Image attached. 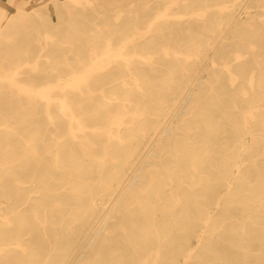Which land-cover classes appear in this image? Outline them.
<instances>
[{"label": "bare ground", "instance_id": "bare-ground-1", "mask_svg": "<svg viewBox=\"0 0 264 264\" xmlns=\"http://www.w3.org/2000/svg\"><path fill=\"white\" fill-rule=\"evenodd\" d=\"M247 2L264 10L180 0L117 15L72 59L47 30L0 46V264L228 263L221 245L264 264V36L233 14ZM16 7L0 8V37L26 21Z\"/></svg>", "mask_w": 264, "mask_h": 264}, {"label": "rangeland", "instance_id": "rangeland-1", "mask_svg": "<svg viewBox=\"0 0 264 264\" xmlns=\"http://www.w3.org/2000/svg\"><path fill=\"white\" fill-rule=\"evenodd\" d=\"M54 1L33 0L28 5L23 6V0H16L14 2L15 5L11 2V0H0V8L4 10L8 17L16 13V4L19 6V8L26 10L25 16H27L23 26L18 27V29L15 31H11V33H4L0 37L1 48L6 49L9 48V46L21 48L27 42H29L31 38L36 37L37 30L39 33H41L43 30H47L48 32L56 35L59 39L65 41V44L60 46L59 49L56 48L55 45H52L56 49L55 54L60 56L69 55L71 57L73 54L72 52L69 53V47L73 48V53L80 54L85 52L88 45L94 44L96 42L99 43L101 38L108 33V28L111 29L114 26L113 23H115V16L119 15L120 18L118 21L122 22L133 17L136 12H141L145 8H153V12L156 8L158 10H164L167 7L174 8L180 2V0H79V5H72L66 0ZM174 2L176 3L174 4ZM248 4L252 6L250 7V15L243 14L245 11L244 4H241L238 8H236L233 14L236 16V19H238L239 22L248 21L254 24L255 27L259 28V33L264 36V10L255 7L253 3L247 2V5ZM64 5L67 6L72 12L71 15L67 14ZM94 8L104 12L102 14H96V12L93 10ZM41 24L45 25V27H42ZM96 29L99 31V33L96 35L98 38H94L95 35L93 34ZM5 38H9L12 41L7 42ZM32 47H36V44L32 43ZM256 52L260 54L258 60L264 62V50H257ZM206 65L210 68V70L216 71L218 69V65L216 66L212 64V60L207 62ZM23 70L22 77L39 76L41 79L51 77L49 75L43 76L42 74L31 73L29 71L30 67L28 66H25ZM199 75H201L203 78H206V74L199 73L196 75V77H199ZM1 91L3 93H7L5 89H2ZM5 99L8 100L10 98H2L0 100L3 101ZM11 101L15 103L20 102L21 104L26 105L28 100L23 95H20L18 98H11ZM13 111L22 110L15 108ZM42 111L43 107L38 105L36 107V115L32 118L34 121L36 118L41 128H44V126H47V123ZM174 113L175 112H173L168 118V123L172 124V126L178 125L180 123L179 119L181 117L180 114L175 116ZM59 126L60 130L64 132L65 124L60 123ZM232 223H234V220H231V223L229 224ZM92 234L93 230L89 232L90 236H92ZM230 239L234 240L233 236H230ZM81 243L80 249H78V252L74 257L75 263L80 261L81 258L83 259L84 257L82 256L88 251V248H85L87 241L85 239H81ZM218 248L219 249H216L217 253L220 255H227V257L230 258L229 262L222 263L218 260H213L207 264H242L240 262L242 250L225 245H221ZM248 264H254V259L250 258Z\"/></svg>", "mask_w": 264, "mask_h": 264}]
</instances>
